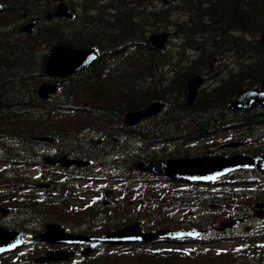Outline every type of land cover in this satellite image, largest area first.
Returning <instances> with one entry per match:
<instances>
[{"label": "trees", "instance_id": "1", "mask_svg": "<svg viewBox=\"0 0 264 264\" xmlns=\"http://www.w3.org/2000/svg\"><path fill=\"white\" fill-rule=\"evenodd\" d=\"M77 3L80 15L49 20L45 16L52 10L49 0H0V133L17 135L23 143L29 135L42 132L61 144L68 138L65 147L71 155L92 159L94 164L117 172L114 182L120 197L111 203H85L71 214L95 220L100 217V231L128 221H136L146 230L165 226L207 228L229 215L222 209L225 201L238 215L242 204L246 210L245 204L253 196H264V188L252 194L235 189L202 192L171 180L161 188L133 167L140 158L193 154L196 143L186 144L193 140L201 141L198 146L206 147V151L220 152L216 139H225L243 141L242 152H264V109L226 106L239 88L264 77V43L258 40L264 32V0ZM33 11H41L44 23L32 33L21 34L17 21ZM159 26L168 28L175 38L162 50L147 41L152 27ZM54 43L93 47L97 57L81 71L53 79L59 85L57 96L40 101L35 87L52 79L44 75L43 68L45 50ZM194 73H201L210 84L201 87L189 104L186 81ZM153 99L165 102L160 114L135 126L122 122L125 112ZM86 133L98 134L103 142L87 138ZM156 143L163 145L155 149ZM255 175L264 178L258 171ZM133 182L137 191L130 192ZM238 192L247 197L232 195ZM187 197L207 202L208 213L199 211L178 220L171 213L174 209L165 210V205L177 206ZM54 198L49 207L34 200L23 206L28 204L35 218L73 227L64 215L65 200ZM117 214L119 219L114 223L106 221ZM2 264L25 263L19 259ZM63 264H264V249L216 252L208 247L184 252V248L164 249L147 242L125 249L104 248L80 262Z\"/></svg>", "mask_w": 264, "mask_h": 264}, {"label": "water", "instance_id": "2", "mask_svg": "<svg viewBox=\"0 0 264 264\" xmlns=\"http://www.w3.org/2000/svg\"><path fill=\"white\" fill-rule=\"evenodd\" d=\"M57 15L70 16L65 4L60 2L55 12ZM168 36L167 31L154 33L149 40L157 49H162ZM261 42L264 43V33L261 34ZM95 59L93 49L81 47H71L65 44H55L50 48L45 57L46 74L61 77L69 73L76 72L85 65L91 64ZM203 77L200 74L192 75L186 82L187 100L192 103L197 89ZM55 90V84L43 82L37 88V94L45 99L48 93ZM164 106L161 101H152L147 106L127 112L124 122L129 125L136 124L142 118L155 115ZM227 106L232 108H262L264 107V78L249 87L239 89L234 97L227 102ZM264 155L248 156L242 154H233L229 157L223 155H200L194 157H176L161 158L147 161H139L135 166L139 170L150 171L153 173L165 174L172 177L182 178L189 181L209 182L215 180L231 170L242 168L244 164H254L257 167L264 168V163H260ZM231 222H223L222 225H228ZM198 232L163 229L157 231H142L137 224H129L116 230H107L101 234L84 235L70 234L64 232L58 224H48L47 229L38 235L39 239L47 242H73L87 244L83 253H88L97 245L103 243L117 244L123 242L154 240L160 237H175L181 235L195 236ZM19 233L0 228V253L12 250L21 244ZM72 251H47L45 255L36 258L37 261H50L67 259Z\"/></svg>", "mask_w": 264, "mask_h": 264}, {"label": "flooded vegetation", "instance_id": "3", "mask_svg": "<svg viewBox=\"0 0 264 264\" xmlns=\"http://www.w3.org/2000/svg\"><path fill=\"white\" fill-rule=\"evenodd\" d=\"M38 15L39 11H34L33 14ZM2 135V134H0ZM6 136L0 138V154L6 155L8 160L0 161V175L2 178L8 179L7 186L12 183V181L20 182L23 180V187L19 188L14 196H3L4 193H7L9 187H5V182L3 179H0V225L12 228L23 230L26 232L35 230L39 231L43 228L48 220H44L43 218L34 219L33 214L27 209L28 204L22 206L21 198L23 197H31L36 198L34 196V192L37 191V186L40 190L47 189L48 187L58 186V180H61L62 176L70 177L68 181H72L75 183L74 192L79 193L80 186L78 182L82 178L86 177V174L83 170H78L75 168L73 172L68 175V171L62 170L60 168H54L53 166H49L48 164L43 165H27L26 153H29L32 157L31 161L36 162L38 158L37 145L33 144L28 149H23L20 146V142L17 138L10 137L8 139H14L17 143V150L15 148H8L4 142ZM32 136L36 141L37 140ZM29 158V157H28ZM57 167H60L59 164H51ZM64 180V179H63ZM40 183L47 185H39ZM22 189H25L26 196H19V193ZM47 195H53V190L51 192H46ZM43 197V196H40ZM13 209L12 211H10ZM10 211V212H9ZM61 245V244H60ZM55 245L54 247L58 248H71L70 245L60 246Z\"/></svg>", "mask_w": 264, "mask_h": 264}, {"label": "rangeland", "instance_id": "4", "mask_svg": "<svg viewBox=\"0 0 264 264\" xmlns=\"http://www.w3.org/2000/svg\"><path fill=\"white\" fill-rule=\"evenodd\" d=\"M70 1H73V0H70ZM157 7H160V4L159 3H156L155 4ZM1 26V25H0ZM166 26V25H165ZM159 28H163V27H161V26H159V27H152V29H154L155 31L156 30H158ZM165 28V27H164ZM152 32V31H151ZM174 40H175V38H171V41L172 42H174ZM208 84H210V82L209 81H207V82H205L204 83V85L203 86H205V85H208ZM144 123V122H143ZM184 133H186V132H183L182 134H184ZM225 134V133H224ZM109 141V140H108ZM216 141H218V142H221V143H223V142H225V140L223 141V139H216ZM204 142H206L205 140H204ZM198 144H202V142L201 141H199V142H197L196 143V145L193 147V154H203V153H206V147H199L198 146ZM159 146H162V144L161 143H156V145L154 146V148L156 149V148H159ZM220 148V147H219ZM220 149H231V148H229V147H226V148H220ZM211 153H223V152H212V151H210ZM250 174V171L249 172H247V173H245L244 175H249ZM145 178H149L147 175H145ZM172 184V183H171ZM134 185H132V187H133ZM132 191V190H131ZM133 192V191H132ZM118 195H119V193L118 192H114L113 194H111L110 196H104V199L105 200H108L109 199V197H118ZM169 206V205H168ZM13 209H11L10 211H12ZM257 210V209H256ZM9 211V212H10ZM258 211V210H257ZM249 214H252V210H250L249 211ZM114 219H119V215L117 214L116 215V217H111V218H109V220L108 221H112V220H114ZM102 221V220H101ZM116 220H114L113 221V223L115 222ZM89 224H91V221L89 222ZM206 243H208V244H213L214 243V241L213 240H209V241H207ZM221 246L223 245V243H221L220 244ZM38 246V245H37ZM225 246V245H224ZM39 247V246H38ZM56 248H58V247H54L53 245H46V244H44V246H42V247H40V251H43L44 249L45 250H49V249H56ZM28 249V248H27ZM22 254H24V253H21V254H19V256L20 255H22ZM28 259H26V261H27Z\"/></svg>", "mask_w": 264, "mask_h": 264}, {"label": "bare ground", "instance_id": "5", "mask_svg": "<svg viewBox=\"0 0 264 264\" xmlns=\"http://www.w3.org/2000/svg\"><path fill=\"white\" fill-rule=\"evenodd\" d=\"M44 4V3H43ZM78 4V3H77ZM47 6V5H46ZM77 8H78V11H81V8L79 7V6H75V9L77 10ZM50 11V10H49ZM34 12V11H33ZM81 13V12H80ZM36 14V13H35ZM32 33V32H31ZM50 46V45H49ZM46 48V47H45ZM44 48V49H45ZM42 49V48H41ZM38 51H40V50H38ZM36 52H37V50H36ZM40 67V66H39ZM41 69V68H40ZM255 83V82H254ZM253 84V83H252ZM65 91V90H64ZM63 92V91H62ZM61 94H59V96H60ZM57 96V95H56ZM65 96V95H64ZM62 98V97H61ZM57 99V98H56ZM55 99V100H56ZM61 103V102H60ZM57 104H58V101H57ZM62 106V105H61ZM80 132V131H79ZM122 139V138H121ZM96 141V140H95ZM162 148V147H161ZM114 150V149H113ZM103 151H105V150H103ZM166 153V152H165ZM85 158V157H84Z\"/></svg>", "mask_w": 264, "mask_h": 264}]
</instances>
